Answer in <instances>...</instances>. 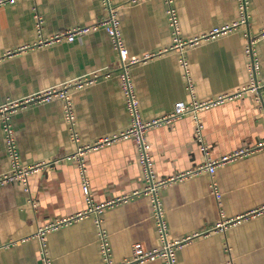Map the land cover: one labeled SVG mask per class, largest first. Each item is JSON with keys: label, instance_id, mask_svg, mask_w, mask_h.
<instances>
[{"label": "crops", "instance_id": "0c3cea01", "mask_svg": "<svg viewBox=\"0 0 264 264\" xmlns=\"http://www.w3.org/2000/svg\"><path fill=\"white\" fill-rule=\"evenodd\" d=\"M171 1L183 39L240 20L238 0ZM110 2L116 8L123 57L151 55L129 68L142 120L166 114L176 101L235 93L255 80L260 92L247 90L203 109L199 120L211 158L264 140V0H246L244 22L181 51L173 46L167 0ZM106 15L102 0L0 3V106L97 73L93 82L69 89L80 142L127 129L131 120L119 85V55L103 27L71 41L38 43ZM250 40L255 75L246 53ZM10 122L21 164L54 162L29 174L26 185L0 184V264H120L131 256L134 243L152 251L188 236L175 246L174 264H264V149L219 166L212 178L199 172L160 186L157 204L148 193L132 196L145 187L133 137L91 150L85 159L93 201L131 198L48 230L41 240L39 227L87 206L77 165L67 158L76 144L59 98L18 108ZM195 127L194 115L187 113L145 132L157 181L204 161ZM10 169L0 124V176ZM167 262V257L156 256L133 264Z\"/></svg>", "mask_w": 264, "mask_h": 264}, {"label": "built area", "instance_id": "2783aa9c", "mask_svg": "<svg viewBox=\"0 0 264 264\" xmlns=\"http://www.w3.org/2000/svg\"><path fill=\"white\" fill-rule=\"evenodd\" d=\"M3 1L4 0H0V3H2ZM131 1L137 2L139 0H131ZM102 2L107 10V15L105 17L101 18L97 22L91 25H88V26H75L70 29L62 30L50 37L41 38L38 43L40 45L49 44L54 41H60L62 39L71 41L75 37L82 35L88 32L89 30H92V29L95 30V29L103 27L105 31L107 32L113 47L115 48V50L117 51V54L119 55V63H118L119 85L124 93L126 108L130 115L131 121H130L129 127L119 133L101 136L91 143L82 144L80 142L79 135L77 134L74 128V110L72 106V99H71L69 89L72 86L79 88V87H82L86 84L93 82L95 78L97 77V73H93L90 76H82L80 78H76L74 80H70V81L64 82L59 85L50 86L48 88L35 92L34 94L26 96L24 98L17 99V100H9L0 106V124L5 133L6 150H7L8 158L10 160V166H11V169L8 173H5L0 176V184L6 183V182L19 181L23 183L24 185H26L29 174L42 170V169L47 170L48 168L52 166L54 160L48 161V162L34 163L30 165L21 164L19 153H18L17 146H16L14 130L10 122V116L18 108L24 107L31 103H40V102L50 101L54 98H59L63 101L64 116L69 124L70 137H71V140L76 144V148L74 152L68 155L67 158L73 159L77 165L78 172L80 175L81 188L85 195L87 206L84 210L79 211L74 215H70L64 218H59L53 222H49L45 224L44 226L39 227L37 230V235L40 237L41 240H43L44 235L48 230H52L59 226H63L65 224L70 223L73 220H76L77 218L86 216L91 213H95L96 215H99L104 210L105 207L111 206L113 204H121L127 201L129 198H131V195L129 196L126 195V196L115 198L113 200H109L101 204L95 203L93 201L92 196L90 194V189H89V179L87 176V165H86V159H85L86 153L91 150L98 149L102 146L115 142L121 138L133 137L138 145L139 161H140L142 171H143L145 187L141 191L133 192L132 196L134 195L137 196L141 193H148L151 195L152 202L157 204V198L155 194L157 192V189L160 186L170 181L181 179L191 174L199 173V172H205L208 174L210 178H212L214 176L216 169L219 166L229 161L235 160L237 158L246 156L254 152L255 150L264 149V140H261L253 147H249V146L239 147V148H236L235 150H232L231 152L227 154L220 156L219 158H211L208 156L207 146L203 143L202 124L199 120V113L203 109L209 108L210 106L222 103L226 100H229L247 90H258L260 92L261 91L260 86L255 82V80L247 87H243L235 93H224L216 97L209 98L206 100H201V101L192 99L188 103H185L183 101H176L172 109L166 114H163L151 120H142L139 115L138 100H137V97H136V94H135V91L132 85V81L130 78L129 68L131 65L139 61L145 60L147 57H150L151 55L150 56L145 55L142 58L131 56L127 60L123 57V53H122L123 41H122L120 29H119V21L116 15V8L112 6L110 0H102ZM171 2H172L171 0H167L168 22L172 30V33H173V46L177 47L180 51L185 46L193 45L197 43V41L200 39H210L212 37H215L216 35L225 33L231 30L239 22H244L246 20V15H247L246 14V8H247L246 0H238L239 12H240L239 21L233 22L232 24H224L221 26H215L209 31L203 32L202 34L198 36H194L188 39H183L179 35L177 14ZM36 18H37V26L39 28L41 24V18L39 16H37ZM252 44H253V41L250 40V42H248V45L246 47V53L248 54V56H250L249 69L252 72V74L255 75L256 70H257V60L254 56ZM20 49H23V48H20ZM187 113H192L196 120L195 136L201 143V148L205 154V159L201 164H199L198 166L190 170L181 172L177 174L176 176H173L169 179L157 181L154 178V174H153L152 161H151L150 152H149V143L147 142L144 134L150 128H153V127H156L162 124H169ZM157 214L159 217H161L159 209H158ZM158 224L160 225L163 235H164L165 230H164V224L162 222V219H160V222ZM190 237L191 236H188L182 240H176L174 243L165 242V244L162 247L157 248L152 251L144 250V248L141 246L140 243H134L132 246L131 256L125 262H122L120 264H133L137 262H143L145 260L152 259L156 256L167 257V261H168L167 263L174 264L175 246L180 244L182 241L189 240ZM44 264H48V261H44Z\"/></svg>", "mask_w": 264, "mask_h": 264}]
</instances>
